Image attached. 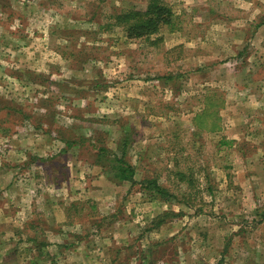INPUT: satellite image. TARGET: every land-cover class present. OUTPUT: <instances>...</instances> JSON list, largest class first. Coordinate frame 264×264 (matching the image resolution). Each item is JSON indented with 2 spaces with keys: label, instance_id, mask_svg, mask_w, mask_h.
I'll use <instances>...</instances> for the list:
<instances>
[{
  "label": "rangeland",
  "instance_id": "obj_1",
  "mask_svg": "<svg viewBox=\"0 0 264 264\" xmlns=\"http://www.w3.org/2000/svg\"><path fill=\"white\" fill-rule=\"evenodd\" d=\"M160 1L0 0V264H264V0Z\"/></svg>",
  "mask_w": 264,
  "mask_h": 264
},
{
  "label": "trees",
  "instance_id": "obj_2",
  "mask_svg": "<svg viewBox=\"0 0 264 264\" xmlns=\"http://www.w3.org/2000/svg\"><path fill=\"white\" fill-rule=\"evenodd\" d=\"M171 15L172 12L170 8L164 5L160 0H147L145 9L122 10L113 17L117 25L123 26L127 37L151 41V36L157 34L162 26L172 25ZM202 120H204L203 117L200 121ZM127 143L128 141H126V139H122L121 143L118 144L117 151L112 153L113 156L108 161V170L118 181L134 182V167L125 159L127 154ZM67 144H71V142L67 141ZM98 152V154L102 152L107 153L108 149L101 147ZM176 175H178L180 179H183L182 172H176ZM139 185L143 191L154 194V197L160 201H167L171 197H175V195L170 192L168 188L160 184L156 178H144L139 182Z\"/></svg>",
  "mask_w": 264,
  "mask_h": 264
},
{
  "label": "crops",
  "instance_id": "obj_3",
  "mask_svg": "<svg viewBox=\"0 0 264 264\" xmlns=\"http://www.w3.org/2000/svg\"><path fill=\"white\" fill-rule=\"evenodd\" d=\"M9 219H12L11 217H10V215H9ZM68 245H70V244H68ZM30 263H33L32 261H30Z\"/></svg>",
  "mask_w": 264,
  "mask_h": 264
}]
</instances>
